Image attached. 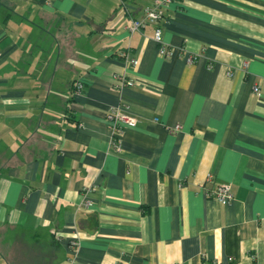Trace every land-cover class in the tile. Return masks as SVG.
<instances>
[{"label":"crops","instance_id":"0c3cea01","mask_svg":"<svg viewBox=\"0 0 264 264\" xmlns=\"http://www.w3.org/2000/svg\"><path fill=\"white\" fill-rule=\"evenodd\" d=\"M151 2L0 0V264H264V0Z\"/></svg>","mask_w":264,"mask_h":264},{"label":"built area","instance_id":"2783aa9c","mask_svg":"<svg viewBox=\"0 0 264 264\" xmlns=\"http://www.w3.org/2000/svg\"><path fill=\"white\" fill-rule=\"evenodd\" d=\"M171 1L173 0H152L151 4L143 9V14L140 18L131 19L129 24L126 25V28L130 32L140 31L149 25L152 26L153 39L158 44V53L167 58L173 57L179 50L176 47H171L166 44L161 36V22L165 20L164 9ZM186 60L192 62L193 56H188ZM130 63L135 65L137 60L131 59ZM117 82L116 88L120 89L124 86H133L135 84V81L132 78L124 76L118 77ZM72 87L75 94L81 93L83 83L80 79H77L73 81ZM127 109V105H118L109 107L106 111L105 116L110 129L111 145L115 151L120 149V139L123 133V128L125 126H134L137 123V118L134 115H131ZM178 127L179 126L176 125L173 130H176ZM207 180H210V177H208ZM207 195L213 197L222 204H227L233 199L231 185L229 183L217 184L213 188L207 190ZM80 205L84 208H88L89 201L85 199ZM68 244L70 249H75L79 245V242L76 239H70Z\"/></svg>","mask_w":264,"mask_h":264}]
</instances>
